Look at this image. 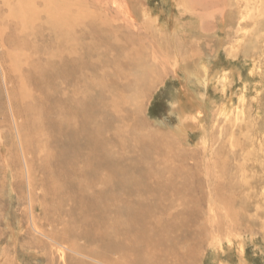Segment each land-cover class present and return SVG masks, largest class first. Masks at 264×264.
Here are the masks:
<instances>
[{
  "label": "bare ground",
  "instance_id": "bare-ground-1",
  "mask_svg": "<svg viewBox=\"0 0 264 264\" xmlns=\"http://www.w3.org/2000/svg\"><path fill=\"white\" fill-rule=\"evenodd\" d=\"M110 1L0 0V172L11 174L2 189L10 209L0 264L29 257L44 264H200L204 221L264 228V0H162L163 18L151 19L155 57L178 82L170 100L176 122L154 124L169 125L190 145L200 132L204 150L191 164L174 138L151 133L141 120L158 72L117 17L104 13ZM125 13L124 24L148 12L138 0ZM215 25L232 34L228 46L205 44ZM241 57L260 80L251 98L245 89L234 92L244 73L232 62ZM211 90L232 94L202 118ZM30 126L46 133V143H34L44 152V215L39 223L31 214V230L45 239L29 230L23 241L42 244L43 253L21 246L25 221L13 203L16 143L31 187L30 146L24 148Z\"/></svg>",
  "mask_w": 264,
  "mask_h": 264
},
{
  "label": "rangeland",
  "instance_id": "rangeland-1",
  "mask_svg": "<svg viewBox=\"0 0 264 264\" xmlns=\"http://www.w3.org/2000/svg\"><path fill=\"white\" fill-rule=\"evenodd\" d=\"M130 1H132L133 3ZM137 1L138 0H135V2ZM139 1L142 4L144 12H148L147 13L148 15L145 13L146 15L137 16L134 20H132V22L129 20V22H126V24H124V20L122 19L125 18L126 5L130 7L134 6L135 4L134 0H126V1L125 0H111L108 9L105 10L104 13L106 14L108 13L107 15L111 19L113 18V16L114 18L117 17L116 19L117 23L116 22L115 23L118 26L121 25L123 26V28H126L130 32V34L138 41V45L142 47L141 49L144 50V52L146 53L144 54L146 56L148 64L150 66H154L156 71L158 72L159 81L151 89V91L149 92L150 94L148 93L147 100L141 112L142 122L146 124L148 130H150L151 133L159 129V131H162L166 135H169V137L174 138L177 141V143L180 144L179 150H180L181 155L185 154L180 158L186 159V162L187 163L190 162L189 164H191L195 162L197 159H199V156H201L204 150L203 144L198 143V139L201 137L200 132L193 131L194 133H192L190 137V143H191L190 145V144H186L184 140L180 138L176 133L174 134V132L172 131V128L169 127V125L161 128L159 126H155L154 124V120L156 118L164 119L165 117H167V119H169L170 122L171 121L172 122L174 121L173 123L176 122V117L170 113L171 112L170 111L171 110L170 100L172 98V93L174 92L173 89H175V86L178 85V82L172 79V74H173L172 72L166 73V71L163 69L159 61L160 58L158 57L156 59L158 55L155 54V50L153 48L154 46L153 37L154 35H156L155 33L156 27L151 22V19L156 16L158 17L159 20L163 18L162 0H139ZM40 4L42 5L41 1H40ZM116 7L118 8L116 9ZM122 11L124 12L122 13ZM170 11L171 13H169L168 15V23L171 27L174 23L173 15L175 14V11L174 9ZM116 14H118L119 16H115ZM119 19L121 20L122 24L119 22L120 21ZM213 23L214 22H211V24ZM214 28L212 30L205 31V36H204L206 40L205 44L213 49L215 47V44L218 41H223L224 43H226L225 45L228 46L229 39L232 34L228 33L224 28L217 29V26ZM213 32H217V34L220 35L221 40H219L220 38H218L216 33H213ZM210 38H213V39L210 40ZM33 44L34 43L30 42V53L32 54L33 52L31 50H32ZM198 46L202 47L200 42L198 43ZM149 57L151 60L149 59ZM227 58H228V55L222 52V59L225 61V59ZM232 63L237 64L239 67H241L244 73V78L242 80H240L239 78L236 80L233 86L235 90L234 92L237 91L238 93H240L242 90L245 89L247 93V98L248 97L251 98L249 94L253 92L254 90L253 86L259 83L260 81L259 78L251 77V74L249 72L250 71L249 63H246L242 57L240 59H233ZM210 93L212 95V98L211 100L208 101L209 107L205 109L206 112L205 111L203 112L204 116L202 118H206V117L208 118V115L210 113L215 112L219 106L226 105L229 101L228 97H230L232 94L231 90H228V93L225 97L221 93H214L212 90L210 91ZM252 95L254 96L255 93H252ZM233 97L234 99H237L235 95H233ZM31 117H30V123H32L34 120ZM34 130L36 129L30 126V144L26 143L24 145V148H26V146L28 147L30 146V157L28 156L29 159L27 160L30 162V186H31L30 189H29V184H28V179H27L26 164H25L24 157L22 155L20 143H16L15 145V149L18 152V155L16 154L17 157L16 156L14 157L17 158L18 163L16 162L12 163L13 166L11 167V170L14 173V182L16 184L17 193L15 195V198L13 199V203L16 208L17 215L20 216L23 219V221H25L24 222L25 227L20 233L21 246L23 248H26L25 250L34 249V250H37L38 253H43V252H46V250L44 249L45 248L44 246H41L42 244L34 245L33 243H30V246H27V244H24V241H23L24 235H26V232L29 230L32 231L34 235L33 237L35 239L37 240L45 239V237L41 235L40 233L31 230L32 229L31 228V219H32L31 214L35 217L36 221L39 223L41 222V218L44 215L42 203L44 204L43 199L45 196V191H44L45 188H44V183H43L45 182L44 175L40 169L42 165L39 164L40 161H38L39 155L42 156V153L44 152L41 149V145L37 146V144L35 145L34 143H46V133H42L39 130L37 131H34ZM0 150H1L0 152L4 151L3 148L1 147V143H0ZM186 153H190V154L188 155ZM2 169H3V172H0V242L1 244L5 242L6 240L5 235L9 231L7 229L5 220L2 218H3V215H5L6 212L9 211L10 209V202L7 198H5L2 195V189H3V186H5V181L11 175L10 172L8 173L6 172V167H3ZM37 180L39 182H37ZM34 183L36 184L37 187L35 186ZM47 199L48 198L46 197V200ZM205 209H207V207ZM203 223L201 224L202 233L201 234L198 233V235H203L204 240H205L203 248H202V256H201L200 264H244V260L243 261L240 260L241 254L244 255L245 259L247 260V262H249V264H264L263 263L264 253L262 252V249L264 248V232H263L264 228H262L258 223H247L245 221H242L237 225L231 223L232 224L231 226L230 223L221 222L219 227H216L213 224V221L210 222V220H206ZM230 228L232 230H230ZM259 229L260 231H262L261 232L262 234L260 233V231H258ZM184 230H183L184 237L190 236L191 238L192 237L191 232H189L188 230H185V231ZM207 232H209L208 235H207ZM29 259H32V258L29 257L28 260L23 262L22 264H35V263L44 264L46 261V260L44 261L42 260V263H40L39 259L38 260H34L35 258L32 260H29Z\"/></svg>",
  "mask_w": 264,
  "mask_h": 264
}]
</instances>
